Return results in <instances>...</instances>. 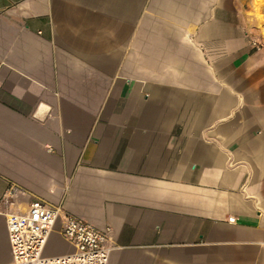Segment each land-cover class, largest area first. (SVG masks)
I'll return each mask as SVG.
<instances>
[{"label": "crops", "instance_id": "crops-1", "mask_svg": "<svg viewBox=\"0 0 264 264\" xmlns=\"http://www.w3.org/2000/svg\"><path fill=\"white\" fill-rule=\"evenodd\" d=\"M34 199L109 264H264L257 0H0V264Z\"/></svg>", "mask_w": 264, "mask_h": 264}, {"label": "built area", "instance_id": "built-area-1", "mask_svg": "<svg viewBox=\"0 0 264 264\" xmlns=\"http://www.w3.org/2000/svg\"><path fill=\"white\" fill-rule=\"evenodd\" d=\"M17 191L13 186L3 198V205H12V196ZM7 228L12 250L10 264H109L114 248L109 230H100L65 213L62 206L41 199H34L25 211L9 213ZM54 233L72 248L71 252L46 255Z\"/></svg>", "mask_w": 264, "mask_h": 264}, {"label": "rangeland", "instance_id": "rangeland-1", "mask_svg": "<svg viewBox=\"0 0 264 264\" xmlns=\"http://www.w3.org/2000/svg\"><path fill=\"white\" fill-rule=\"evenodd\" d=\"M264 0H257V12L261 18H264L263 13ZM254 46L255 50L263 49V44L257 41V46ZM71 247L60 237L58 233H54L47 245L46 255L48 256H56L63 255L70 252Z\"/></svg>", "mask_w": 264, "mask_h": 264}]
</instances>
